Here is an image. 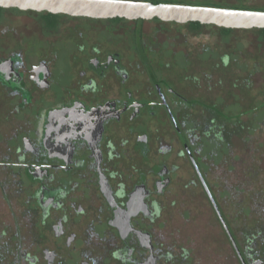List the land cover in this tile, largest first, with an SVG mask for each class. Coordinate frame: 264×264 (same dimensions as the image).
Wrapping results in <instances>:
<instances>
[{
  "label": "flooded vegetation",
  "instance_id": "af4514ba",
  "mask_svg": "<svg viewBox=\"0 0 264 264\" xmlns=\"http://www.w3.org/2000/svg\"><path fill=\"white\" fill-rule=\"evenodd\" d=\"M252 32L0 7V264H264Z\"/></svg>",
  "mask_w": 264,
  "mask_h": 264
},
{
  "label": "water",
  "instance_id": "95a60500",
  "mask_svg": "<svg viewBox=\"0 0 264 264\" xmlns=\"http://www.w3.org/2000/svg\"><path fill=\"white\" fill-rule=\"evenodd\" d=\"M1 8L93 19L124 18L180 24L197 22L230 29H264V12L130 0H0Z\"/></svg>",
  "mask_w": 264,
  "mask_h": 264
},
{
  "label": "rangeland",
  "instance_id": "374dc122",
  "mask_svg": "<svg viewBox=\"0 0 264 264\" xmlns=\"http://www.w3.org/2000/svg\"><path fill=\"white\" fill-rule=\"evenodd\" d=\"M195 1V0H193ZM211 2H213L214 4H219V5H223L227 0H210ZM254 6L257 5H261V4H253ZM251 34V33H250ZM261 33H257V32H252V34L248 37V41H255L254 42V50H255V55H256V64H255V73H256V77L255 79H253V83L255 86V94H256V98L258 99V103L259 101L264 102V40H262V38H260ZM263 37V36H261ZM253 48V47H250ZM252 69V68H251ZM244 71H248L247 69H245L243 66L240 69V73L238 75H235L234 77H239L240 79H242V76L244 75L243 72ZM237 92V90H236ZM241 94V96L244 95L247 104H246V108H248V103H249V99H252V95L253 92H250L249 90H244L239 92ZM244 120V119H243ZM255 120L256 123H260V125L264 124V111H260L256 114L255 116ZM247 123L250 122L249 119L246 120ZM255 139H257L259 142H264V131H263V127L262 128H257V133L256 136L254 135ZM238 145L242 146V142L243 141H238ZM262 151H264V147L261 148ZM248 156V155H247ZM249 157V156H248ZM264 176H261V179H263Z\"/></svg>",
  "mask_w": 264,
  "mask_h": 264
},
{
  "label": "trees",
  "instance_id": "16d2710c",
  "mask_svg": "<svg viewBox=\"0 0 264 264\" xmlns=\"http://www.w3.org/2000/svg\"><path fill=\"white\" fill-rule=\"evenodd\" d=\"M154 3H156V1H154ZM192 23H197V22H192Z\"/></svg>",
  "mask_w": 264,
  "mask_h": 264
}]
</instances>
